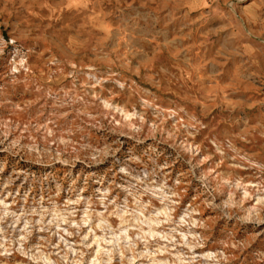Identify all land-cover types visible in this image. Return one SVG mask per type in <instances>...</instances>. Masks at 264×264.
<instances>
[{
  "label": "rangeland",
  "instance_id": "1",
  "mask_svg": "<svg viewBox=\"0 0 264 264\" xmlns=\"http://www.w3.org/2000/svg\"><path fill=\"white\" fill-rule=\"evenodd\" d=\"M0 264H264V0H0Z\"/></svg>",
  "mask_w": 264,
  "mask_h": 264
}]
</instances>
